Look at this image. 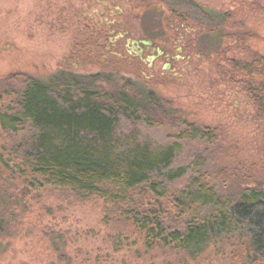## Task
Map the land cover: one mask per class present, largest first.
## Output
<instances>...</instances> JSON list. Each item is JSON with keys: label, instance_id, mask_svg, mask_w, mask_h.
<instances>
[{"label": "trees", "instance_id": "trees-1", "mask_svg": "<svg viewBox=\"0 0 264 264\" xmlns=\"http://www.w3.org/2000/svg\"><path fill=\"white\" fill-rule=\"evenodd\" d=\"M225 63L229 83L241 68L242 83L259 86L251 98L264 122V58ZM85 78L59 70L0 84V241L14 235L30 192L54 188L100 202L104 218L122 219L146 249L194 260L220 242L241 264H264V183L250 184L259 173L216 163L214 130L170 115L153 92L123 82L103 93ZM156 114L175 118L171 142L152 146L124 135L129 124L150 127Z\"/></svg>", "mask_w": 264, "mask_h": 264}, {"label": "rangeland", "instance_id": "rangeland-1", "mask_svg": "<svg viewBox=\"0 0 264 264\" xmlns=\"http://www.w3.org/2000/svg\"><path fill=\"white\" fill-rule=\"evenodd\" d=\"M233 2H227L226 8L231 9ZM248 2L239 0L240 5ZM39 15L22 8V4L18 8L8 3L0 11L1 85L11 84V75L45 80L63 69L79 73L87 82L92 81L89 74H93L94 85L103 93L127 82L129 90L144 89L161 98L170 115L180 114L210 127L218 145L216 163L222 160L227 166L235 164L242 172L249 165L259 175L257 181L247 182L264 183V122L251 118L249 106H235L236 100H242L233 97L236 84L224 79L226 60L221 56L208 55L206 51L207 55L194 56L177 76H152L145 70L118 64L110 54L99 53L91 59L94 54L88 57V34H82L80 45L74 41V29L67 24L34 23ZM252 17H246L245 28L249 33L258 31L259 38L252 46L264 54V24L257 25V29ZM207 41L211 50L218 49L217 33L207 37ZM70 53L75 57L69 59ZM172 116L156 114L150 127L129 124L123 133L152 146L166 145L171 142L170 124L175 120ZM5 141V136H1V144ZM21 202L23 210L18 213L14 235L0 241L5 246H0V264H241L237 251L220 242L194 260L180 251L146 249L122 219L104 218L100 202L80 199L68 191H32Z\"/></svg>", "mask_w": 264, "mask_h": 264}, {"label": "flooded vegetation", "instance_id": "flooded-vegetation-1", "mask_svg": "<svg viewBox=\"0 0 264 264\" xmlns=\"http://www.w3.org/2000/svg\"><path fill=\"white\" fill-rule=\"evenodd\" d=\"M229 1L0 0V11L8 3L18 8L22 4V8L40 13L34 23L49 25L55 21L59 26L67 24L69 29H74L75 43L82 45L78 40L82 41V34H88L91 43L88 57L94 54L91 59L99 53L110 54L125 67L165 77L179 75L194 56L207 55L206 51L211 55L216 48L210 49L207 37L216 33L220 53L217 56L236 61L237 66L264 58V54L252 46L259 38L258 31L249 33L245 28L246 17L253 16L254 27L264 24V0H250L245 5L233 0L228 9ZM73 53L69 59L75 57ZM224 64L225 73H228L231 69ZM62 71L75 73L71 69ZM234 74L237 83L233 97L242 100H236L235 106H249L253 118L255 110L251 97L259 86L243 84L241 68Z\"/></svg>", "mask_w": 264, "mask_h": 264}]
</instances>
